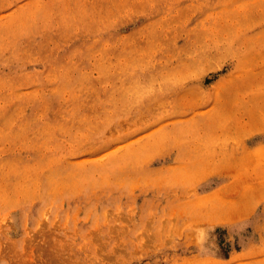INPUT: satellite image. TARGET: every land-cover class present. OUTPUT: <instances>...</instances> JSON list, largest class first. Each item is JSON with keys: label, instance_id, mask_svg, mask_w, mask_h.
Masks as SVG:
<instances>
[{"label": "rangeland", "instance_id": "obj_1", "mask_svg": "<svg viewBox=\"0 0 264 264\" xmlns=\"http://www.w3.org/2000/svg\"><path fill=\"white\" fill-rule=\"evenodd\" d=\"M0 264H264V0H0Z\"/></svg>", "mask_w": 264, "mask_h": 264}]
</instances>
